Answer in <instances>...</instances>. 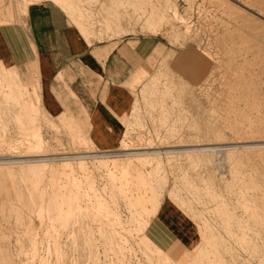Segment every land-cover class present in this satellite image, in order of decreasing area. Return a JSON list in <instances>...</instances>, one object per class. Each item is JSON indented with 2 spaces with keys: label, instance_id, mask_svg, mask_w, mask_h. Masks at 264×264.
I'll list each match as a JSON object with an SVG mask.
<instances>
[{
  "label": "rangeland",
  "instance_id": "obj_1",
  "mask_svg": "<svg viewBox=\"0 0 264 264\" xmlns=\"http://www.w3.org/2000/svg\"><path fill=\"white\" fill-rule=\"evenodd\" d=\"M31 1L0 0V22ZM51 1L88 42L164 47L130 84L116 149L3 103L0 158L34 162L0 164V264H264V0ZM189 52L207 61L196 83L172 65ZM164 196L195 235L171 257L144 232Z\"/></svg>",
  "mask_w": 264,
  "mask_h": 264
},
{
  "label": "crops",
  "instance_id": "obj_2",
  "mask_svg": "<svg viewBox=\"0 0 264 264\" xmlns=\"http://www.w3.org/2000/svg\"><path fill=\"white\" fill-rule=\"evenodd\" d=\"M19 17L0 22V117L3 103L11 102L14 112L8 116L26 124L38 115L49 122L73 119L97 151L116 149L121 117L134 100L130 84L147 73L148 61L164 44L145 36L88 42L51 0L29 2ZM172 65L192 83L207 69V61L192 52ZM32 76L29 89L23 79ZM193 229L164 196L144 232L159 248L172 242L187 247L195 239Z\"/></svg>",
  "mask_w": 264,
  "mask_h": 264
},
{
  "label": "bare ground",
  "instance_id": "obj_3",
  "mask_svg": "<svg viewBox=\"0 0 264 264\" xmlns=\"http://www.w3.org/2000/svg\"><path fill=\"white\" fill-rule=\"evenodd\" d=\"M54 1H56V0H54ZM166 1V0H165ZM8 72V71H7ZM10 73V72H9ZM11 81V80H10ZM95 156V155H94ZM80 158V157H79ZM21 160H24V161H21ZM30 162V161H33V160H29V159H13V158H11V157H1L0 158V164H9V163H16V162ZM38 161V160H37ZM34 162V161H33ZM28 167H29V169H34V168H36V166H38V165H36V164H31V165H27ZM43 166V165H42ZM76 180V179H75ZM120 244V243H119ZM124 246V245H123ZM123 257V256H122Z\"/></svg>",
  "mask_w": 264,
  "mask_h": 264
}]
</instances>
